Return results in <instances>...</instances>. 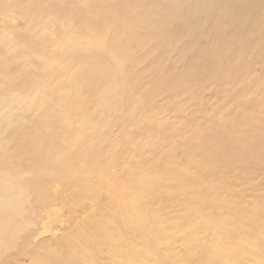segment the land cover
I'll list each match as a JSON object with an SVG mask.
<instances>
[{"label": "rangeland", "instance_id": "1", "mask_svg": "<svg viewBox=\"0 0 264 264\" xmlns=\"http://www.w3.org/2000/svg\"><path fill=\"white\" fill-rule=\"evenodd\" d=\"M14 1L23 6L28 3L31 8L20 15L9 7H2L0 9L1 33L17 35L25 32V25H28L33 38L34 34L39 33L42 28V17L48 13L54 17L57 24L65 21L53 9L47 10L46 0ZM198 1V6L193 7L187 0H88L93 16L100 18L101 23L95 25L90 23L87 17H80L79 33L81 31L83 35L94 37L92 40L98 39L102 36L105 27L113 26L123 17L129 21L143 16L150 22L161 25L157 29L160 31L163 27L164 32L168 34L166 35L168 40L164 43L167 54L162 64L166 61V65H170L172 61V64L182 71L187 64L191 63L190 58H186L190 50L194 53L195 60L202 65L191 79L183 81L181 78L177 83L176 80L170 83L168 92L170 107L177 105V108L170 113L172 121L177 126L183 121L181 128L187 127L200 139L215 133L219 122L236 117L240 119L238 121L242 120L247 124L250 132L247 134L246 131H239V135L241 133L239 141L252 142L254 139L258 147L249 149L243 142H239L241 145L234 146L233 153L241 155L245 152L254 159H249L248 163L240 160L237 164L236 160L233 162L223 156L227 148H222L214 157L203 156L205 151L194 154V142L189 139L188 134L176 127L174 136L177 145L172 149V154L162 149L161 154L148 158V165H127L129 156L123 154V159L115 165L113 176L107 173L102 176V181L95 182V175L89 174L85 185L83 184L85 188L69 179L44 180L41 183L42 192L37 193L38 200L37 197L32 198L28 193L36 190H33V182L40 172L37 167H34L36 171L34 168L23 165L21 168L23 179L15 180L14 184L18 183L23 188L26 185L28 193L20 188L3 192L12 197L19 195L21 200L12 207H0V264H52L50 258H53L54 254L67 264H116L122 259L129 262L136 259L132 264L148 261L151 262L150 264H153L152 262L201 264L205 259L207 248L214 243L222 249L230 247L231 234L236 229L231 224L223 225L232 227L231 232H228L227 228L224 230L222 227L218 228L221 223L215 224L210 215L200 212L202 205H207L212 212L219 215L231 209L235 212V218L243 225L240 230L242 234L252 230L255 222L258 223L263 232L262 239L251 245L250 242L241 238L237 250L246 252L247 264H260L258 256L264 255V211H261L264 210V123L258 128L256 120L252 121L250 116H242L241 113L243 111L252 113L254 108H257L249 101V98L255 102H264V96L263 94L241 95L238 90L243 85L250 89V85L254 82L260 81L264 84V35L261 38V35L253 36L257 34L253 30L256 29L260 18H264L261 14L264 11V0ZM62 2L69 11L77 14L78 8L74 0H62ZM228 2H235L234 5L238 8L239 14H245L248 20H243L246 21V25L237 27L227 39H218L215 36L218 29L217 19L224 15L222 12L225 11ZM206 34L211 35L208 38L209 41L204 40ZM39 37L37 43L27 41L34 46L32 51L35 55L43 56L41 58L44 59L47 56H54L57 50L55 42H52L54 36L47 39ZM242 41L246 44L239 47ZM193 43L196 45L194 49ZM209 46H214L215 49L211 54H207L208 57L204 54L196 55V51L199 49L203 51V48ZM222 46L228 49L230 54L223 51ZM128 47L132 54H136L134 42L128 43ZM233 52H237L238 55L233 57L231 55ZM157 55L158 48L153 46L152 38L149 37L141 46V58H139L141 67L146 70L151 68L152 58ZM12 67L13 65L9 64L4 69L11 71ZM216 67H220V70L216 71ZM2 69L3 66L0 65V73ZM207 78L211 79L207 82L205 80ZM180 83L183 87L192 90L184 88L187 92L183 94L176 85ZM7 87L8 85L3 83L0 92H6L8 95L17 94L9 92ZM254 87L258 86L254 85ZM141 94L140 99L144 101V105L145 101H150L149 99L156 101L163 98L159 93L151 96L150 93ZM193 94L194 97H192ZM84 95L88 97L89 94L85 92ZM187 97L190 99H186ZM1 98L8 99L5 96ZM182 98L189 101H183ZM6 106V110L10 111L9 106ZM145 110L148 111L149 108L145 107ZM164 119H159L157 122H162ZM148 131V126L141 128L137 138L150 143L153 138ZM3 137L4 134L0 133V138ZM200 141L206 149L207 141L201 139ZM3 142L5 141L0 140V143ZM127 145L129 144L121 143L118 148H124ZM149 146L154 148L151 143ZM192 159L197 162L207 161L213 166L212 178L207 184L196 183L197 163L192 162ZM169 161L171 163H168ZM179 164L186 165L189 174L182 176L180 183L175 181L170 184V180H174L181 167ZM165 167L173 168L170 171L172 178L164 177L159 188H154L146 198L137 200L141 194L140 188H138L139 191L135 189L137 181L151 176L152 172L164 174ZM10 178L14 180L20 177L12 173ZM219 181L228 182L230 190L217 191ZM113 182L117 183L118 187H126L127 191L129 189L128 195L121 197L117 195L118 190L111 191ZM1 186L2 182H0ZM184 186L187 187L184 188ZM94 187L97 189H93ZM224 196L225 199L227 196L230 198L229 207H221L217 204L218 197ZM125 197L126 200L120 202ZM109 198L114 201L112 208L104 206L107 205ZM128 198L133 199L134 202ZM123 202L132 203L130 212L135 215L133 224L136 220L135 223L140 225L143 223L145 228L142 225L136 228L134 225L135 229L132 231L119 223L118 215L115 213L110 215L112 210L117 209ZM225 205L227 206V203ZM258 205L262 209L254 212L245 210V207ZM126 215L127 213H123V216ZM149 218H152L151 221H156L154 229L144 224L145 219ZM246 218H249L248 223L244 222ZM112 225H114L113 230H109L108 228ZM109 233L114 234L123 245V249L128 251L119 255L117 251L114 252L107 246L105 241L108 240ZM84 237L89 239V246L77 249L85 242ZM213 237H217L218 241L213 240ZM93 238L99 239V246L91 243ZM144 242L147 243L144 248L147 251H144L143 256L130 253L132 248L140 246L142 249ZM232 251L237 254L234 250Z\"/></svg>", "mask_w": 264, "mask_h": 264}, {"label": "bare ground", "instance_id": "2", "mask_svg": "<svg viewBox=\"0 0 264 264\" xmlns=\"http://www.w3.org/2000/svg\"><path fill=\"white\" fill-rule=\"evenodd\" d=\"M187 1L193 7H197L199 4L198 0ZM46 2L48 11L53 9L65 19L62 24H57L54 17L48 13L42 17V28L39 33L34 34L33 38L28 25H25V32L17 35L0 32V65L3 66L0 73V89L2 84L6 83L9 92L17 93L8 95L6 92H0L1 96L8 97V99H2L0 96V133L4 134L0 140L5 141L0 143V182H2L0 207H12L21 200L19 195L12 197L3 192L20 188L28 193L26 185L23 188L18 183L14 184L15 180L23 179L21 171L23 165H27V168L37 167L40 172L33 182V190H36L28 193L32 198H36L37 193L42 192L41 183L44 180L54 178L69 179L76 185L85 188L84 185L89 174L95 175V182L102 181L101 178L104 174L111 173L113 176L116 163L123 159L124 155L129 156L130 159L126 163L127 165H148V158L161 154L162 149L172 154V149L177 145L174 136L176 127L188 134L189 139L194 142V154L205 151L203 156L214 157L219 154L222 148H227L226 154L223 156L233 162L236 160L237 164L240 163V160L248 163L249 159H254L245 152L241 155L233 153V147L241 145L242 142L249 149L258 147V143L254 139L252 142L239 141L241 139L239 131H246L247 134L250 132L247 124L242 120L238 121L240 119L236 117L219 122L218 130L215 133L200 137L201 140L207 141L206 149L195 132L193 133L187 127L181 128L183 121L178 126L172 121L170 113L177 108V105L170 107L171 102L168 95L170 83L175 80L177 83L181 78L183 81L191 79L202 65L195 60L194 53L190 50L186 54V58L189 57L191 63L187 64L182 71L172 64V61L170 65H166V61L162 64L164 56L167 54L164 43L168 40L166 36L168 34L164 32L163 27L160 28V31L157 29L161 25L156 22L152 23L143 16L129 21L123 17L113 26L105 27L101 37L92 40L94 37L83 35L81 31L79 33L80 17H87L89 22L95 25L101 23L100 18L93 16L88 0H74L78 8L76 9L77 14L69 11L62 0H46ZM234 3L228 2L225 11L222 12L224 15L217 19L218 29L215 36L218 39H227L237 27L246 25V21L243 20H248L247 16L239 14ZM2 7H9L20 15L28 12L31 8L28 3L23 6L14 0H0V9ZM261 14L264 16V11ZM253 32L257 33L253 36L261 35L260 38L264 35V18H260V22ZM39 36L42 39L54 36L52 42H55L57 49L54 56H47L44 59L41 58L43 56L35 55V52L32 51L34 46L27 41L31 40L32 43H37L40 39ZM149 37L152 38L153 46L158 48V55L152 58L151 68L146 70L141 67L139 58H141V46ZM209 37L211 35L206 34L204 40L209 41ZM131 41L136 46V54H132L129 50L128 43ZM245 44L246 42L242 41L239 47H243ZM192 47L194 49L196 45L193 43ZM212 47L203 48L204 52L199 49L196 51V55L204 54L208 57L207 54H211L215 49L214 46ZM221 49L230 54L225 47L222 46ZM138 53L139 55H137ZM231 55L234 57L238 53L233 52ZM9 64L13 65L11 71H7V67L4 69ZM219 70L220 67H216V71ZM210 79L205 80L208 82ZM176 85L180 91H183V94L187 92L186 90H192L183 87L181 83ZM254 85L258 87L253 88ZM263 89L264 84L259 81L250 85V89L243 85L238 92L241 95L263 94L264 96ZM141 91L146 95L150 93V96L159 93L163 98L156 101L149 99L150 101H145L144 105V101L142 102L140 99ZM85 92L89 94L88 97L84 95ZM186 99L182 98L181 100L185 101ZM249 101L257 108H254L252 113L243 111L241 115L250 116L252 121L256 120V126L259 128L264 123V102H255L252 98H249ZM6 105L9 106L10 111L6 110ZM145 107L149 110L146 111ZM162 118L165 119L162 122H157ZM145 126H148V133L153 138L150 143L154 148H150V143L137 138L141 128ZM121 143L129 145L118 148ZM192 162L197 163L196 183L207 184L212 178L213 166L207 161L197 162L192 159ZM180 166L181 164H179ZM34 170L37 171L35 168ZM171 170L173 168L165 167L164 174L152 172L151 176L141 181L138 180L135 189L140 188L141 194L137 200L146 198L154 188H159L164 177H170ZM12 173L20 178L11 179ZM186 174H189L187 166L182 165L178 169L176 177L173 178L174 180H170V184L175 181V183H180L181 177ZM186 187L184 186V188ZM221 189L230 190V184L226 181H219L217 191ZM115 190H118L117 195L121 197L129 193V189L127 191L126 187H118L117 183L113 182L111 191ZM218 198L217 204L221 207H229L230 198L228 196L226 199L225 196ZM124 200L126 197L120 202ZM128 200L134 202L133 199L128 198ZM113 202L109 198L107 205L104 206L112 208ZM131 202L121 203L117 209L112 210L110 215L114 213L118 215L119 223L133 231L135 227L143 226V223L137 224L135 220L133 224L135 215L130 212ZM259 209H262L260 205L245 207L247 212ZM227 211L223 215H219L212 212L207 205H202L200 208V212L210 215L215 224L221 223L218 228L222 227L223 230L227 228L228 232H231L232 227H225L224 224H231L236 228L231 234L230 247L222 249L218 247L217 243H214L207 248L205 259L201 264H247L246 252L237 250L239 240L243 238L254 245L262 239L263 232L257 222L252 230L242 234L240 230L243 225L235 218V212L231 209H227ZM123 213H127V215L123 216ZM151 220L152 218L145 219L144 224L146 223L148 228L154 229L156 221ZM244 222L248 223L249 218H246ZM113 227L114 225L108 229L113 230ZM143 228L145 227L143 226ZM107 236L108 240L105 243L114 252L117 251L121 255L128 251L123 249V245L114 234L109 233ZM84 238L85 242L77 249L89 246V239ZM212 239L218 241L217 237ZM98 241V238H93L91 243L99 246ZM143 245L142 249L140 246L132 248L130 253L143 256L144 251H147L144 250L147 243L144 242ZM258 257L260 264H264V255ZM50 259L52 264H67L56 254ZM135 260L129 262L122 259L116 264H132ZM150 263L148 261L141 264ZM152 263L161 264V262Z\"/></svg>", "mask_w": 264, "mask_h": 264}]
</instances>
